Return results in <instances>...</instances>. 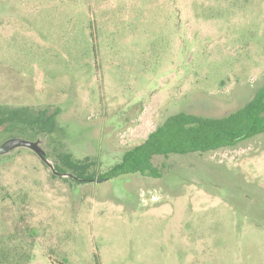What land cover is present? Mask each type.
I'll return each instance as SVG.
<instances>
[{
    "label": "rangeland",
    "instance_id": "rangeland-1",
    "mask_svg": "<svg viewBox=\"0 0 264 264\" xmlns=\"http://www.w3.org/2000/svg\"><path fill=\"white\" fill-rule=\"evenodd\" d=\"M263 85L264 0H0V108L59 110L51 132L0 129L49 162L0 155V264H264V132L155 156L156 178L67 167L105 171L170 114Z\"/></svg>",
    "mask_w": 264,
    "mask_h": 264
},
{
    "label": "trees",
    "instance_id": "trees-1",
    "mask_svg": "<svg viewBox=\"0 0 264 264\" xmlns=\"http://www.w3.org/2000/svg\"><path fill=\"white\" fill-rule=\"evenodd\" d=\"M58 112V109L52 111L48 107L0 108V129L17 130L27 122L40 132H51ZM263 132L264 85L243 106L225 116L203 117L184 111L170 114L141 143L127 149L105 171L91 170L92 163L87 164V159L67 167L80 181L101 182L131 172L156 178L162 176V171L153 163L155 156L203 153L233 147ZM56 169L62 171L58 165Z\"/></svg>",
    "mask_w": 264,
    "mask_h": 264
},
{
    "label": "water",
    "instance_id": "water-1",
    "mask_svg": "<svg viewBox=\"0 0 264 264\" xmlns=\"http://www.w3.org/2000/svg\"><path fill=\"white\" fill-rule=\"evenodd\" d=\"M28 147L34 150L45 162L49 163L48 160L44 157L42 149L37 145L35 141H31L28 139H24L22 137H10L3 141L0 144V155L8 152L10 149L14 147ZM65 174V173H60Z\"/></svg>",
    "mask_w": 264,
    "mask_h": 264
}]
</instances>
